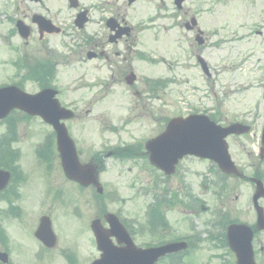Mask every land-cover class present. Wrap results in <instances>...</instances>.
<instances>
[{
    "label": "rangeland",
    "instance_id": "rangeland-1",
    "mask_svg": "<svg viewBox=\"0 0 264 264\" xmlns=\"http://www.w3.org/2000/svg\"><path fill=\"white\" fill-rule=\"evenodd\" d=\"M89 1L101 3L99 6L107 10L112 8L129 24H136L139 28L145 23V33L139 34L137 38L138 45L143 44L145 55L150 60L164 61L155 65L145 61V67H141L139 73L143 71L145 77L150 79L167 80V85L156 97L145 95V106L141 103L135 105L136 99L132 94L133 97H129L127 87L123 90L121 85H117L114 89H108L107 84H102V87L98 85V81L108 82L107 79H110L102 61L92 60L84 64L77 63L76 58L72 57L63 56L61 59L65 64L58 69L56 85L61 90L58 99L74 111L76 117L73 122H69V127L72 126L79 149L84 152L85 148L91 147L88 152H84L83 160L90 158L96 150L111 146L141 145L140 155L133 159L124 161L109 156L102 161L104 170L99 174V182L106 194L114 191L117 198L102 199L104 202L100 203L93 197V188L86 190L85 217L90 220L92 217L102 218L106 212H120L121 218L135 233V244L140 247L200 230L195 238L197 242L181 259L182 264H220L221 260L216 256L224 254V250L204 232L205 228H209L205 224L211 221L217 203L204 189L198 191L199 179L194 177V173L202 172L208 163L186 158L178 166L177 174L164 180L162 173L149 164L147 155L142 151L144 143L160 133L165 120L173 116H185L188 113L215 114L218 123L226 125L239 119L241 114L252 112V115H256L264 109V0H186L182 18L177 17L173 0H138L132 5H128L126 0H84V3ZM49 2L53 6H60L58 3H61L58 0ZM4 4L0 0V10L6 6ZM31 8L35 6L31 5ZM191 14L196 16L198 27L208 42L199 52L209 64L212 74L210 78L202 73L199 66L195 67V59L191 58L188 47V43L194 40L179 26L184 19L188 20L185 15ZM150 19L153 20L149 22ZM7 27L6 22L0 27V82L5 84L17 81L23 72L13 67L18 43L4 35ZM68 32V35L62 37L63 41L71 44V39L78 40L74 31ZM58 39L55 38V42ZM31 49L32 45L27 46L26 52L31 54ZM121 72L115 75L117 80L121 78ZM23 89L34 93L38 85L27 81ZM246 120L248 124L251 123ZM15 121L13 142L8 137L1 138L5 127L0 125V154H11V149L17 155L12 165L20 169L24 183L28 184L24 194L32 206L27 209L24 224L31 225V216H39L52 207V204L46 205V202L42 205L51 184L54 187L60 184L56 187L69 189L66 197L57 202L69 209L79 203L78 191L74 184L64 179L57 159L50 173L45 171V162H38L35 149L44 141L51 128L41 125L36 119L16 117ZM253 121L249 134L227 138L229 153L240 167L253 162V153H258L261 123L257 116H254ZM185 186L189 187L187 191L183 189ZM227 186L229 192L226 206L233 215L239 217V208L249 203V186H240L238 180L231 179ZM163 190L169 192L171 197L174 192L180 191L182 194L188 191L198 194L207 208L200 210L202 213L198 217L188 215V209L180 202L182 197L176 196L172 205L163 208L169 229L162 231L157 226V230L149 233L145 223L147 206ZM239 195L240 200L235 201L234 198ZM190 218L193 220V230H189ZM51 219L58 244L75 246L81 262H88L99 255L93 247L94 241L86 218L78 220L72 212L66 213L56 205ZM13 234L21 264H30L29 253L33 244H36L35 239L32 235L26 237L24 232L21 234L18 227L13 229ZM27 248H30L29 253H25ZM59 249L56 247L51 254L57 256Z\"/></svg>",
    "mask_w": 264,
    "mask_h": 264
},
{
    "label": "flooded vegetation",
    "instance_id": "flooded-vegetation-1",
    "mask_svg": "<svg viewBox=\"0 0 264 264\" xmlns=\"http://www.w3.org/2000/svg\"><path fill=\"white\" fill-rule=\"evenodd\" d=\"M2 1L6 6L0 10V27H3V23L6 22L8 27L4 31V35L10 40L15 39V42L18 43L17 48H15L17 53L13 59L15 61L36 63V65L39 63L40 66L37 65V70L35 71V78H49L53 75L50 74L53 64H55L56 68L64 66V61H61L63 56L76 58L77 63L81 62L84 64L92 60H100L104 63L106 71L109 72L110 82L106 83V86L110 88H116L118 84L126 87L121 79L117 80L115 78V75H119L118 71H122L121 78L124 82L129 74H134V83L128 86L127 90L136 99L135 105L141 103L145 106V74L143 71L139 73V69L143 66L145 67V47H143V44L142 46L138 45L139 29L129 24L117 11H113L112 8L107 10L106 7L98 8L99 6L95 3L91 1L84 3V0H77L78 6L76 8L70 7L67 0H58L61 2L58 3L60 6H53L49 0ZM31 5L35 6V8H31ZM77 19L80 24L76 22ZM108 19L114 20L112 32L106 26ZM186 21L184 20L183 24L181 22L179 26L184 27L187 23ZM78 26L81 27L79 28ZM127 26L130 29L128 31L125 29ZM19 27H21V30H19ZM69 30L74 31V35L78 37L77 45L73 44V48H70L69 41L62 40L63 36L68 35ZM184 31L190 37H194L198 29L194 27L191 30L184 29ZM113 33L114 35H118V37L115 41L110 42L109 37ZM26 34L27 37H25ZM55 38L60 39L55 42ZM71 40L74 41L73 39ZM54 42L55 44H53ZM29 45L33 47L31 54L26 52V47ZM56 47H59L58 51ZM188 47L191 58H196L199 54L198 51L201 49L196 46L195 42H189ZM88 56H91V58ZM189 69H191L190 66ZM58 72H56L55 76H57ZM56 78H53V84L56 83ZM97 83L99 85L105 84L102 81H98ZM254 116H257L258 121L263 126L264 109L256 115H252V112L241 114L237 120L247 118L252 121ZM88 161L91 163H101V160L94 162L93 158ZM239 170L242 173L241 176H224L213 167H203L202 172L194 173V177L199 179L197 183L198 191L204 189L208 196L212 197L213 201L227 210L228 180H238L240 186L241 184H248L250 189L248 194L249 203L246 207L239 208L238 214L239 219L248 223L253 231L252 246L256 263L264 264V230L257 228V212L252 206V195L256 185L253 180H261L264 185V151H262L261 156L259 152L255 154L254 161L245 167H239ZM10 173L11 179L21 180L19 168L11 169ZM11 185L0 192V251L7 253L9 256L8 264H20L19 260L12 258V255L17 253L15 239L10 234L13 233V229L17 226L23 230L29 229V226L22 221L25 218L24 216L27 215V209L31 208L32 204L27 201V197L24 194L28 184L15 182L14 184L11 183ZM204 191H201V193H204ZM198 197V194L191 196L192 203H197L195 209L191 210V215L195 217L200 216L202 213L200 210L207 208L204 205L205 203H203V198L200 196L198 199ZM240 198L239 195L234 200L239 201ZM78 199L79 203L74 207L80 209L79 214L81 215L84 213L86 199L85 196ZM58 200L50 199L49 201L53 203V206L58 205L62 207L66 213L72 212L63 203H57ZM259 205L263 209L264 217V197L259 199ZM22 213L24 215L21 218ZM205 225L209 228H205L204 232L209 236V229H213L214 227L224 228L226 220L209 221ZM192 228H194L193 225ZM193 233L191 237L186 239L189 245L193 244L200 230L193 231ZM215 237H217V244L222 248V234L220 230L215 232ZM75 248L72 246L61 247L57 252V256L51 254L54 249L48 250L47 252L49 253L43 256L42 259L45 261V264H87L91 262H81L78 254H75Z\"/></svg>",
    "mask_w": 264,
    "mask_h": 264
},
{
    "label": "water",
    "instance_id": "water-1",
    "mask_svg": "<svg viewBox=\"0 0 264 264\" xmlns=\"http://www.w3.org/2000/svg\"><path fill=\"white\" fill-rule=\"evenodd\" d=\"M70 1L73 7L77 5L74 0ZM132 1L134 0H129V2ZM193 24H195L194 21ZM197 41L201 44V40L197 39ZM199 61L202 63L201 59ZM54 95L55 91L51 89H45L32 95L24 93L15 86L2 87L0 88V119L15 108L30 115H39L56 131L57 149L60 153L65 175L82 185L95 184L96 171L94 167L78 163L73 142L68 137L64 125L59 122L61 119L72 117V114L69 110L60 107ZM248 130V127L237 124L221 127L203 115H191L186 118L177 117L168 122L161 134L147 141L145 149L149 154V161L168 174L173 172L177 161L187 154L212 159L218 163L224 172L228 174L237 173L228 154L225 138L230 134L246 133ZM262 139L264 140V131ZM8 177L9 174L0 169V189L5 186ZM263 195L262 188L258 186L253 201L258 210L257 227L259 229H264V219L257 206V199ZM109 222L111 233L103 230L98 221H94L91 225L97 244L103 252L101 260L97 261L96 264H153L159 256L178 251L184 247L183 244H173L156 249H137L112 215L109 217ZM41 224L45 229L41 231V234L36 233V236L40 239L51 238L52 233L48 231L49 220L42 218ZM109 235L115 236L119 243H125V246L113 250L108 240ZM226 238L229 247L235 253L236 264H255L251 246L252 231L248 226L243 224L230 225L227 228Z\"/></svg>",
    "mask_w": 264,
    "mask_h": 264
},
{
    "label": "trees",
    "instance_id": "trees-1",
    "mask_svg": "<svg viewBox=\"0 0 264 264\" xmlns=\"http://www.w3.org/2000/svg\"><path fill=\"white\" fill-rule=\"evenodd\" d=\"M10 129H13L12 125L9 126ZM7 135H10V132L7 133ZM119 156H130V153H126L125 151H119ZM10 158V154L7 152H1L0 154V166H7L8 165V159Z\"/></svg>",
    "mask_w": 264,
    "mask_h": 264
}]
</instances>
